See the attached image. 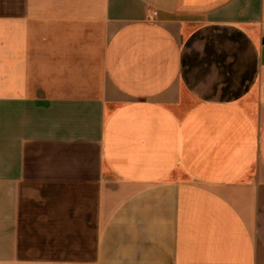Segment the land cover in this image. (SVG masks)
<instances>
[{
  "label": "crops",
  "instance_id": "obj_1",
  "mask_svg": "<svg viewBox=\"0 0 264 264\" xmlns=\"http://www.w3.org/2000/svg\"><path fill=\"white\" fill-rule=\"evenodd\" d=\"M263 23L0 0V264H264Z\"/></svg>",
  "mask_w": 264,
  "mask_h": 264
},
{
  "label": "built area",
  "instance_id": "obj_2",
  "mask_svg": "<svg viewBox=\"0 0 264 264\" xmlns=\"http://www.w3.org/2000/svg\"><path fill=\"white\" fill-rule=\"evenodd\" d=\"M154 14V12H153ZM261 41L264 44V23L261 25Z\"/></svg>",
  "mask_w": 264,
  "mask_h": 264
}]
</instances>
